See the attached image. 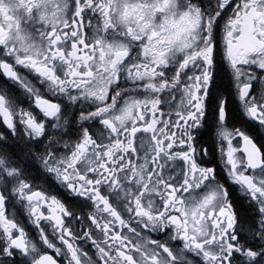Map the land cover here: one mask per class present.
<instances>
[{"label":"snow or ice","instance_id":"1","mask_svg":"<svg viewBox=\"0 0 264 264\" xmlns=\"http://www.w3.org/2000/svg\"><path fill=\"white\" fill-rule=\"evenodd\" d=\"M0 264H264V0H0Z\"/></svg>","mask_w":264,"mask_h":264}]
</instances>
